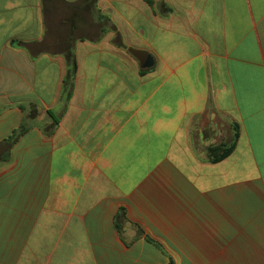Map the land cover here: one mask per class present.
Instances as JSON below:
<instances>
[{
  "label": "crops",
  "instance_id": "obj_1",
  "mask_svg": "<svg viewBox=\"0 0 264 264\" xmlns=\"http://www.w3.org/2000/svg\"><path fill=\"white\" fill-rule=\"evenodd\" d=\"M170 259L264 264V0H0V264Z\"/></svg>",
  "mask_w": 264,
  "mask_h": 264
},
{
  "label": "trees",
  "instance_id": "obj_2",
  "mask_svg": "<svg viewBox=\"0 0 264 264\" xmlns=\"http://www.w3.org/2000/svg\"><path fill=\"white\" fill-rule=\"evenodd\" d=\"M69 57L72 58L71 54ZM74 76H75V66H73L69 70L68 78L73 79ZM237 137H238L237 134H235L234 142L229 146L218 145V146H214V147L209 148V154H210V156L213 157V161H218V160L226 157L233 150V148L235 146V142L237 140ZM167 264H175V263L172 259H170V261Z\"/></svg>",
  "mask_w": 264,
  "mask_h": 264
},
{
  "label": "water",
  "instance_id": "obj_3",
  "mask_svg": "<svg viewBox=\"0 0 264 264\" xmlns=\"http://www.w3.org/2000/svg\"><path fill=\"white\" fill-rule=\"evenodd\" d=\"M149 66H150V64H148ZM139 231H140V229H139Z\"/></svg>",
  "mask_w": 264,
  "mask_h": 264
}]
</instances>
